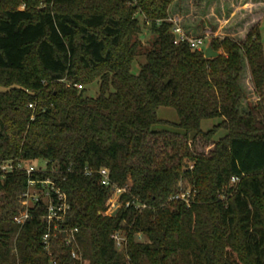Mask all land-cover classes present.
<instances>
[{
    "label": "trees",
    "instance_id": "trees-1",
    "mask_svg": "<svg viewBox=\"0 0 264 264\" xmlns=\"http://www.w3.org/2000/svg\"><path fill=\"white\" fill-rule=\"evenodd\" d=\"M176 1L0 0V162H48L30 177L0 171V264H52L44 204L24 225L14 220L29 180L56 183L66 225L79 230L83 261L64 254L57 264H264V0L231 27L248 30L242 40L212 39L213 59L174 43ZM139 15L154 40L135 74ZM247 66L255 104L242 84ZM96 81L98 96L86 95ZM160 107L179 123L159 120ZM207 120L220 122L205 132ZM201 141L207 153L195 150ZM101 169L129 189L121 199L131 205L116 216L104 215L113 196ZM185 179L189 204L177 198ZM117 230L128 234L126 252L111 239Z\"/></svg>",
    "mask_w": 264,
    "mask_h": 264
},
{
    "label": "rangeland",
    "instance_id": "rangeland-1",
    "mask_svg": "<svg viewBox=\"0 0 264 264\" xmlns=\"http://www.w3.org/2000/svg\"><path fill=\"white\" fill-rule=\"evenodd\" d=\"M256 0H177L174 5L170 8V16L176 24L182 27L191 37H201L205 40V46H210L212 39L214 38H225L232 36L231 38L236 40H242L246 28L242 27L238 30H231L233 24H236L242 20L245 16H248L252 11L257 10V7L251 4H255ZM261 2V1H259ZM140 24L142 26V34L140 39L142 40V55L137 57L134 64L133 72L138 74L142 64L146 62V53L152 48L154 34L150 32L149 28L144 25V18L138 16ZM246 34V33H245ZM248 66L245 68L242 84L245 88L247 98L251 97L249 75H247ZM83 87L79 88L82 90ZM86 95L90 97H97L99 94V81L92 83L86 87ZM252 104L251 101H248ZM159 120L169 122L170 124H178L179 117L174 108L171 107H160L158 112ZM220 120H207L202 124L203 131H209ZM154 130H168L175 132H182L176 127L169 124H156L153 127ZM224 131H219L216 135V139H219L224 135ZM209 147L204 144V141L196 142L195 150L198 153H207ZM193 163H189L192 167ZM24 168L31 169L36 172H45L48 169V162L45 160H35L32 162H25ZM180 193L185 200H192L195 194L191 192V186L188 180H181L180 182ZM38 189L34 186H30L28 192L35 193ZM193 194V195H192ZM17 208H20V196L17 199ZM22 206V205H21Z\"/></svg>",
    "mask_w": 264,
    "mask_h": 264
},
{
    "label": "built area",
    "instance_id": "built-area-1",
    "mask_svg": "<svg viewBox=\"0 0 264 264\" xmlns=\"http://www.w3.org/2000/svg\"><path fill=\"white\" fill-rule=\"evenodd\" d=\"M172 35L174 37V43L180 45L187 43L192 49L202 51L205 46V40L201 37H191L181 26L175 24ZM81 88V86L76 85ZM33 108V105H30ZM25 162L14 165L11 161L0 162V171L4 174L13 173L15 170L26 172L30 177L34 171L28 168H24ZM101 184L111 189L112 199L109 209L104 214L106 216H113L115 212H119L122 207H130L131 201L122 202V195L129 192L128 187H119L113 183L109 171L101 169L98 172ZM84 175L92 177L94 172L86 167L84 169ZM239 178L234 177L231 180V185L237 184ZM28 186H34L38 189L35 193H29L28 190L20 195V208L18 214L15 216V222L18 225H24L31 217L30 210L36 207L38 203H43L46 209V214L43 216V223L46 226V232L43 236V244L45 251L50 258L52 264H57L58 257L60 255L69 254L74 260L78 262L83 261L82 251L78 241L77 228H70L66 225L67 216L70 210L67 195L61 190L56 183L51 180H29ZM181 194L177 196L178 199L185 200ZM188 204L190 200H185ZM22 205V206H21ZM137 209L142 210L146 208L145 205H136ZM117 215V214H116ZM115 215V216H116ZM111 239L115 244V248L118 252H126L128 244V234L123 230L115 231ZM139 241L143 242L144 238L141 234H138Z\"/></svg>",
    "mask_w": 264,
    "mask_h": 264
},
{
    "label": "crops",
    "instance_id": "crops-1",
    "mask_svg": "<svg viewBox=\"0 0 264 264\" xmlns=\"http://www.w3.org/2000/svg\"><path fill=\"white\" fill-rule=\"evenodd\" d=\"M251 5H254L255 7H259L258 5H255V4H251ZM260 29H261V35H262V39H263V47H264V15L261 19V22H260ZM247 29L245 30V33H247ZM244 33V35H245ZM229 37H232V36H229ZM208 47V45H206V48ZM247 75H249V82L252 84L251 82V75H250V72L247 71ZM249 89H251V97L248 98V101H251L253 104L257 103L260 98L257 96V94L254 92V89H253V85H250Z\"/></svg>",
    "mask_w": 264,
    "mask_h": 264
},
{
    "label": "water",
    "instance_id": "water-1",
    "mask_svg": "<svg viewBox=\"0 0 264 264\" xmlns=\"http://www.w3.org/2000/svg\"><path fill=\"white\" fill-rule=\"evenodd\" d=\"M220 55L221 54L219 52L215 51L211 45L208 46L205 50V58H207V59H213V58L219 57ZM166 82H168V81H166ZM116 214H117V212H115L113 214V216H115Z\"/></svg>",
    "mask_w": 264,
    "mask_h": 264
}]
</instances>
